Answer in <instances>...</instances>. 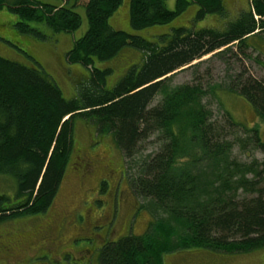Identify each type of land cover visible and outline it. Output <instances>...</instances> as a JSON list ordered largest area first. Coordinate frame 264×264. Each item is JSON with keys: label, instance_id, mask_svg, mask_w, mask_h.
<instances>
[{"label": "trees", "instance_id": "1", "mask_svg": "<svg viewBox=\"0 0 264 264\" xmlns=\"http://www.w3.org/2000/svg\"><path fill=\"white\" fill-rule=\"evenodd\" d=\"M122 2L85 0L82 5L87 30L73 42L66 62L87 69L88 76L76 84L71 99L38 64L25 66L0 56V177L13 182L9 196L0 192V221L47 210L64 179L73 124L79 119L90 123L97 136L112 138L132 193L153 219L142 235L107 238L97 251L98 264H163L165 254L189 249H263L264 163L241 164L231 157L234 146L264 157L258 128H247L226 112L223 125L213 123L203 104L207 91L200 85L171 87L170 75L232 44L242 54L257 52L248 42L264 33V0H250L231 19L222 0H176L173 10L165 0H128V24L134 31L167 25L190 4L196 7L194 23L214 15L227 19L222 29L172 28L156 42L110 27L108 20ZM4 7L17 18L18 32L39 39L45 36L30 23L53 35L73 33L81 24L74 4L0 0ZM126 47L140 53V62L107 88L111 70L97 69L95 62L108 61ZM224 88L242 97L264 125V83L240 77ZM153 136L157 151L138 157L141 145ZM244 194L252 197H240Z\"/></svg>", "mask_w": 264, "mask_h": 264}, {"label": "rangeland", "instance_id": "2", "mask_svg": "<svg viewBox=\"0 0 264 264\" xmlns=\"http://www.w3.org/2000/svg\"><path fill=\"white\" fill-rule=\"evenodd\" d=\"M43 4L53 5L55 7H72L81 18V24L78 30L73 33L50 34L46 27L37 23H30V28L37 29L45 38L39 39L33 35L22 34L17 31V18L10 13L5 7L0 9V56L6 60L16 62L25 66L38 64L40 68L57 84L63 97L71 99L75 94L76 84L84 80L88 76V70L79 64H68L66 62V54L72 48L73 42L81 38L87 30V21L83 4L85 0H34ZM128 0H124L121 6L109 18L108 23L114 30L123 31L131 35L140 36L146 40L156 42L158 37L170 31L172 28H189L193 26L196 30L202 28L222 29L224 21L233 18L251 5L250 0H222L226 12L227 19L220 17L208 16L204 20L197 23L193 22V17L196 7L190 4L185 8L174 20L163 26H155L152 28L134 31L128 24ZM176 0H165V5L168 10L175 8ZM42 27V28H41ZM45 31V32H44ZM258 36L251 38L248 44H253L257 52H264V33L256 34ZM229 50L225 53L226 50ZM224 52L219 54V52ZM221 51L205 56L200 60L193 62L189 67H184L170 75V86L176 87L179 85H200L202 89L207 91V95L203 98V104L211 112V121L217 125H223L225 122L224 112L228 113L235 122L244 125L247 128L256 126L264 140V125L258 120L255 112L245 102V100L235 94L225 92V86H230L232 81L238 78L246 79L247 77L264 83V56L259 55L253 49L242 50L240 53L236 44H232ZM140 62V53L132 48H123L114 58L104 61L95 62L97 69H110L111 73L106 78V87L110 88L115 85L128 71L131 66L137 65ZM159 98H156L153 104ZM73 131V148L70 154L69 163L66 167L63 183L60 185L57 197L49 211L45 214L46 218L20 217L14 219L8 224H0V232L4 233V229L9 227L14 228L17 233H12L13 241H25L33 239L35 230L43 227L42 221H48L54 214V208L57 204L62 203L66 199L64 205L70 206L73 203L83 199L88 200L89 191L94 188V181L89 180L84 183L82 190L76 197L71 193L74 186L78 184L73 178L74 174L70 170V163L77 154L76 150L80 149L85 154L103 156L104 162L112 161L115 169L122 170L124 162L120 151L116 148L112 138L108 135L96 136L94 128L90 123L83 120H74ZM242 136L241 133L238 132ZM229 139L233 137L228 135ZM94 139V143L98 142L96 152L88 149L89 143ZM158 142L155 137H150L140 147V156L152 154L158 149ZM231 157L241 164H249L253 161L258 164L264 163V157L255 150L242 152L238 146H234L231 150ZM263 180L260 181V187L264 190V174ZM251 179V175L247 176ZM13 182L7 178L0 177V192L8 195L13 191ZM123 195H126L122 205L121 199L117 198L118 205L115 209V217L110 219L106 225L112 224L113 231H109V239H116L127 236L128 234L142 235L148 230L153 222L152 217L146 210L140 208L141 200L136 198L132 193L129 183L125 185ZM122 187L120 188V190ZM125 192V194H124ZM99 194L97 198L96 208H101V200L104 194ZM264 196V194H263ZM240 197H252L250 194H244ZM120 206V207H119ZM118 210V212H116ZM40 215V214H39ZM34 215V216H39ZM44 216V217H45ZM109 215H107L108 217ZM79 224H82L79 216ZM22 223V224H21ZM12 225V226H10ZM29 230L23 232L24 230ZM109 228V226H108ZM20 230V231H18ZM37 230V232H38ZM23 232V233H22ZM62 245L61 249L68 247L70 252V239L77 237L72 243L76 249L74 256L65 255L58 256L53 262L49 255L40 253L32 260L33 264H98L97 251L105 243L108 236V231H101L97 228H92L90 231H61ZM161 237L160 240L171 238ZM90 253L85 252L86 249ZM80 251V253L78 252ZM73 253V254H74ZM61 254V253H60ZM26 257L22 256L21 260ZM163 264H264V248L253 250L245 253H229V252H209L207 250L189 249L177 253L165 254L162 257Z\"/></svg>", "mask_w": 264, "mask_h": 264}, {"label": "flooded vegetation", "instance_id": "3", "mask_svg": "<svg viewBox=\"0 0 264 264\" xmlns=\"http://www.w3.org/2000/svg\"><path fill=\"white\" fill-rule=\"evenodd\" d=\"M97 144L98 142L94 143L93 139L89 143L88 149L96 152L95 148ZM76 153L73 161L70 163V170L73 172V178L78 184L74 186L71 195L76 197L84 190L85 187L83 184L89 180H93L94 188L89 191L88 200L81 199L69 207L64 205L66 199L62 203L57 204L51 219L42 221L44 223L43 227H40L39 230L37 229L38 232L35 230L33 239L26 240L27 242L12 240V233H17L12 225H10L12 227L4 229L3 231L6 232H0V264H33L32 260L40 253L49 255L53 262L58 256L62 257L68 254L74 256L76 249L73 248L72 243L77 240V237L70 239V252L68 251V247L60 251L59 249L62 245L60 238L63 236L61 231H90L92 228H97L101 231H108L107 236L110 235L109 231H113L112 224H106L110 219L113 221L115 217V209L119 202L117 198L119 197L122 200L120 206L124 198L126 199V195H123L122 191L123 189L125 191L124 187L127 185L124 168L120 171L115 169L112 161L104 162L103 156L98 157V155H92L91 153L85 154L80 149H77ZM121 187L122 189L120 190ZM98 193L104 194L101 200V208L95 207L97 198L99 197ZM56 197L44 213L37 214L39 216L32 215L26 217L41 218L44 220L46 218L45 214L55 202ZM6 215L9 216L10 214L6 213ZM107 215L109 216L107 217ZM78 216L82 224H79V221H77ZM12 220L14 219L6 218L4 221L1 220L0 224H8L7 222ZM22 230L23 232L31 231L33 230V226L28 230H24L23 228ZM90 250L92 249L90 248L84 251L90 253ZM78 252L80 253V251ZM22 256H25L26 259L21 260Z\"/></svg>", "mask_w": 264, "mask_h": 264}]
</instances>
